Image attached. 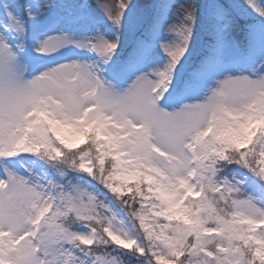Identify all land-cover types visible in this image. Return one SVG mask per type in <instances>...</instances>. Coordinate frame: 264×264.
<instances>
[{"label":"snow or ice","instance_id":"snow-or-ice-1","mask_svg":"<svg viewBox=\"0 0 264 264\" xmlns=\"http://www.w3.org/2000/svg\"><path fill=\"white\" fill-rule=\"evenodd\" d=\"M5 8L0 264H264V0Z\"/></svg>","mask_w":264,"mask_h":264},{"label":"rangeland","instance_id":"rangeland-1","mask_svg":"<svg viewBox=\"0 0 264 264\" xmlns=\"http://www.w3.org/2000/svg\"><path fill=\"white\" fill-rule=\"evenodd\" d=\"M6 5L8 6L7 10H12L15 7V5L8 0L7 1L6 0H0V19L4 18V16H5V13H6L5 6ZM83 142H85L83 139L77 140L73 148L78 147ZM106 163H107V160H106ZM190 199H199V197H190ZM171 223H176V222L172 221Z\"/></svg>","mask_w":264,"mask_h":264},{"label":"trees","instance_id":"trees-1","mask_svg":"<svg viewBox=\"0 0 264 264\" xmlns=\"http://www.w3.org/2000/svg\"><path fill=\"white\" fill-rule=\"evenodd\" d=\"M15 4L17 3V0H14ZM86 143L83 142L81 145H79L78 147L73 148V150H78L80 147H86L87 145H85ZM162 220V218H160Z\"/></svg>","mask_w":264,"mask_h":264}]
</instances>
